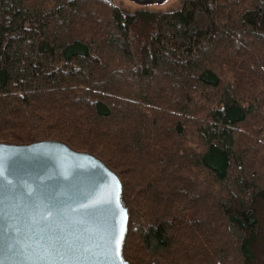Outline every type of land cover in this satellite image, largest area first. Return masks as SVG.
Masks as SVG:
<instances>
[{"label":"trees","instance_id":"trees-1","mask_svg":"<svg viewBox=\"0 0 264 264\" xmlns=\"http://www.w3.org/2000/svg\"><path fill=\"white\" fill-rule=\"evenodd\" d=\"M115 171L131 264L264 255V0H0V142Z\"/></svg>","mask_w":264,"mask_h":264},{"label":"water","instance_id":"water-1","mask_svg":"<svg viewBox=\"0 0 264 264\" xmlns=\"http://www.w3.org/2000/svg\"><path fill=\"white\" fill-rule=\"evenodd\" d=\"M119 175L58 140L0 142V264H131Z\"/></svg>","mask_w":264,"mask_h":264},{"label":"rangeland","instance_id":"rangeland-1","mask_svg":"<svg viewBox=\"0 0 264 264\" xmlns=\"http://www.w3.org/2000/svg\"><path fill=\"white\" fill-rule=\"evenodd\" d=\"M125 13L134 15L139 12L157 13L177 9L183 0H113ZM253 264H264L263 247L253 250Z\"/></svg>","mask_w":264,"mask_h":264}]
</instances>
